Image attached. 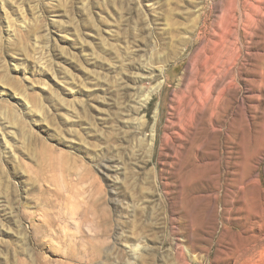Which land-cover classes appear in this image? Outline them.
<instances>
[{
  "label": "rangeland",
  "instance_id": "374dc122",
  "mask_svg": "<svg viewBox=\"0 0 264 264\" xmlns=\"http://www.w3.org/2000/svg\"><path fill=\"white\" fill-rule=\"evenodd\" d=\"M244 1L0 0V264H264V27L228 23ZM215 56L237 81L219 137L171 127L186 68Z\"/></svg>",
  "mask_w": 264,
  "mask_h": 264
},
{
  "label": "bare ground",
  "instance_id": "6f19581e",
  "mask_svg": "<svg viewBox=\"0 0 264 264\" xmlns=\"http://www.w3.org/2000/svg\"><path fill=\"white\" fill-rule=\"evenodd\" d=\"M238 4L236 22L229 21L228 23L236 28L235 31L238 35H241L238 31V28H241L243 31L242 37H252L261 25L262 29L264 27V0H254L253 3L245 0L243 3ZM224 32L228 35L226 29ZM224 49L235 54V50L229 48V46ZM229 62L231 60L221 63L217 56L206 57L199 60L195 66L191 65L189 69L188 67L186 68L185 74L180 78L177 85L178 90L174 95L175 100L170 106L175 113L172 115H176V119L172 118V115L168 118L167 123L171 127L180 128V122L184 119H189L191 122H196L197 126L207 127L209 131L213 132L214 138L219 137L215 135L214 130L215 128L219 130L222 128L221 122L229 110V104L224 100V94L230 88L226 86L225 81L229 80L232 82L230 85L237 84V81L234 80L232 69L227 67ZM247 92L250 100L256 99L253 86H249ZM172 135L179 136L177 133ZM233 194H235L234 191L229 194L230 197L232 196V199L237 198ZM232 199H229L230 207L226 208L228 217L236 212L233 210L235 200ZM245 212L248 217H252L249 211L245 210ZM260 215L261 224H264V205L260 210ZM255 236L254 234L250 235L248 239L254 240Z\"/></svg>",
  "mask_w": 264,
  "mask_h": 264
}]
</instances>
